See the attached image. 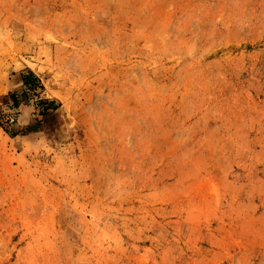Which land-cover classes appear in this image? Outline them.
I'll list each match as a JSON object with an SVG mask.
<instances>
[{
  "label": "rangeland",
  "instance_id": "374dc122",
  "mask_svg": "<svg viewBox=\"0 0 264 264\" xmlns=\"http://www.w3.org/2000/svg\"><path fill=\"white\" fill-rule=\"evenodd\" d=\"M0 264H264V0H0Z\"/></svg>",
  "mask_w": 264,
  "mask_h": 264
},
{
  "label": "trees",
  "instance_id": "16d2710c",
  "mask_svg": "<svg viewBox=\"0 0 264 264\" xmlns=\"http://www.w3.org/2000/svg\"><path fill=\"white\" fill-rule=\"evenodd\" d=\"M21 79H22L25 86H30L31 88H33V87L35 88L36 86L39 85L38 84L39 79L30 71L27 74L21 73ZM24 96H26L25 92H23L20 96L15 94L14 92L9 94V97L11 99L13 106H17L23 99H25ZM41 102L46 103L47 109H48L49 105H52V103H53L52 101H48L46 99L41 101Z\"/></svg>",
  "mask_w": 264,
  "mask_h": 264
}]
</instances>
